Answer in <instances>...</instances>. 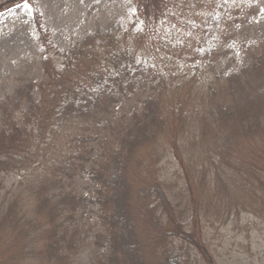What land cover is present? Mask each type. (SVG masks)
<instances>
[{
	"label": "trees",
	"instance_id": "1",
	"mask_svg": "<svg viewBox=\"0 0 264 264\" xmlns=\"http://www.w3.org/2000/svg\"><path fill=\"white\" fill-rule=\"evenodd\" d=\"M23 3L30 9L32 51L12 59V66L0 65V217L27 240L25 246H10L16 258L8 261L73 264L84 241L81 223L87 211L99 225L92 238L100 252L92 264H198L199 257L215 264L200 233L175 216L161 183L141 189L136 202L132 160L164 132L168 120L162 92L174 75L173 84L192 78L200 97L187 121L195 142L202 148L206 137L220 142L212 149L220 157L214 173L202 163L205 172L193 171L181 184L188 194L199 190L192 205L203 201L207 184L226 186L232 152L237 153L232 162L237 174L244 177L249 167L251 179L261 181L264 164L255 161L264 156V7L258 0H125L127 9L116 17L97 7L91 25L57 43L46 23L47 0H4L0 14ZM169 22L178 26L179 35L186 32L173 46L176 53L185 50L176 59L177 75L158 70L143 46L160 37ZM227 46L229 54L223 50ZM70 123L82 124L81 132L71 136L72 152L60 153L56 139L48 144L44 136ZM41 151L47 164L55 160L37 176L28 208L12 199L14 180L10 187L6 182L23 166L35 164ZM225 159L229 162L222 163ZM79 176L89 200L75 190ZM18 209L27 229L17 218ZM36 218L44 220L41 227L35 226ZM141 221L151 223L154 237L145 227L141 231ZM154 242L161 252L150 263Z\"/></svg>",
	"mask_w": 264,
	"mask_h": 264
},
{
	"label": "rangeland",
	"instance_id": "2",
	"mask_svg": "<svg viewBox=\"0 0 264 264\" xmlns=\"http://www.w3.org/2000/svg\"><path fill=\"white\" fill-rule=\"evenodd\" d=\"M2 1L4 0H0V2ZM57 1L47 0L49 5H44L46 23L51 27L53 38L57 43H64L73 31L76 32L91 25L97 7L101 8L103 13H111V18L117 16V11L122 12L127 9L125 0H59L60 4L56 6L59 3ZM39 2L41 4V0ZM258 5L264 7V0H258ZM91 7H93L92 17L88 13ZM29 18L30 9L27 3L12 7L0 14V65L2 67L12 66V59H19L32 51L27 29ZM175 26V23L172 22L164 23L162 27L166 29L159 33L160 37L156 36L152 41H146L143 44L145 56L150 58L151 63L158 70H163L168 75L171 73L181 74L178 73V70L181 72V67L176 59H179L185 51L180 50L176 53L173 50L174 43L184 40L186 34L183 31L179 35V32L174 30ZM176 27L178 28V26ZM63 38L64 40H61ZM223 50L228 54L232 51L229 46ZM218 54L221 53L218 52ZM175 78L174 75L171 76L169 84L162 92L163 111L168 120L163 134L155 145L138 151L132 160L130 174L134 182L133 195L136 197V202L142 199L137 198L141 189L159 182L164 186L175 216L180 221L182 220V223L186 224L188 228H193L196 233H200V240L206 254L210 255L215 264H264V177H260L259 183L256 180L253 181L251 177L254 172L249 167H246L244 177L237 174V165L232 163L235 160L237 162L235 151L231 153L230 162L227 159L221 161L222 163L229 162L230 170L228 172L230 175L224 176L226 186L220 182L216 185L212 184V186L207 184L205 197H203V201L197 202L196 207L192 205V202L196 203L199 190L193 189L188 194L186 187L181 185L193 171L194 174H201L203 166L211 174L214 173V164L220 163V157L212 149L220 142L206 137V145L203 148L200 147L201 142L199 145L195 142L193 131L187 125V121L190 113L195 112V107L200 105V97L196 93L192 78L189 81L180 82L179 80L178 84H173ZM81 127L80 123H70L62 129L63 133L61 130L60 133L51 136L45 135L44 139L48 144L53 141L52 138L56 139L54 146L60 153H71L74 143L71 136H78ZM44 147L50 151L48 145ZM50 154H52L51 151L48 152L49 157H51ZM43 155H45L43 151L39 152V159L35 164L32 162L28 166H23L20 171H15L13 178L11 177L6 182V186L10 187L14 180L15 190L11 197L13 200H18V203H27L28 208L31 205V189L37 182V176L48 167L49 163L55 160L52 158L47 164ZM192 159L200 160L193 163ZM255 162L259 165L264 164V156ZM224 171L227 172V169L225 168ZM245 177H248L249 181H243ZM74 184L75 190L83 195L82 198L89 200V190L84 179L79 176L75 178ZM85 215L84 222L81 223L82 230L80 229L81 238L84 241L76 250L73 264H92L94 256L100 252L99 247L94 245L95 239L92 238L99 226L98 220H95L91 215L87 216V211ZM17 216V218L25 220L24 228L27 229L26 218H23L19 209ZM28 216L31 214L28 213ZM6 221L0 217V255H2L0 264H36L30 258L26 263H23L22 260L10 262L14 256L16 258L14 247L10 248V246L13 243L25 246L27 240L21 236L17 237ZM43 221V219L36 218L35 226L41 227ZM18 224L20 223L16 225ZM138 226L141 231L145 227L146 232L151 233V238L155 236L156 231L151 228L150 222L141 221ZM188 247H190L191 253H194L192 244ZM160 252L159 245L154 242V246H150L148 250L150 263L157 260ZM11 256L13 257L11 258ZM204 260L206 264H209L208 259ZM198 264H205L200 257Z\"/></svg>",
	"mask_w": 264,
	"mask_h": 264
}]
</instances>
